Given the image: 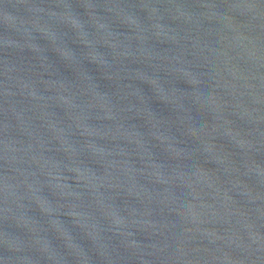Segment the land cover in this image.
<instances>
[{
  "label": "water",
  "instance_id": "1",
  "mask_svg": "<svg viewBox=\"0 0 264 264\" xmlns=\"http://www.w3.org/2000/svg\"><path fill=\"white\" fill-rule=\"evenodd\" d=\"M0 264H264V0H0Z\"/></svg>",
  "mask_w": 264,
  "mask_h": 264
}]
</instances>
